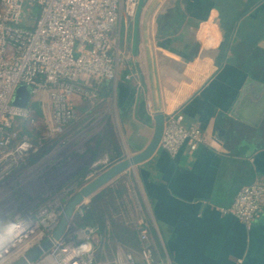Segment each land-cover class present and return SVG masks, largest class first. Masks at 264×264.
Wrapping results in <instances>:
<instances>
[{"label":"crops","instance_id":"0c3cea01","mask_svg":"<svg viewBox=\"0 0 264 264\" xmlns=\"http://www.w3.org/2000/svg\"><path fill=\"white\" fill-rule=\"evenodd\" d=\"M152 2L141 0L136 17L118 27L127 69L117 83L80 80L97 98H73L78 120L91 117L102 125L98 133L115 134L117 148L106 143L109 151L96 162L124 161L147 149L156 99L164 117L184 115L187 126L205 133L206 144L176 158L160 148L108 185L124 186L125 194L112 220L94 226L95 264H116L120 253L146 264L145 250L155 263L264 264V214L246 225L224 213L244 187L264 181V122L253 128L231 117L246 80L264 82V0H162L149 35L157 93L144 36ZM45 100L44 108L32 103L41 119L52 113ZM19 126L38 138L39 131ZM139 225L147 226V241Z\"/></svg>","mask_w":264,"mask_h":264},{"label":"built area","instance_id":"2783aa9c","mask_svg":"<svg viewBox=\"0 0 264 264\" xmlns=\"http://www.w3.org/2000/svg\"><path fill=\"white\" fill-rule=\"evenodd\" d=\"M140 4L141 0H0V264L17 263L50 238L80 183H90L107 171L109 160L92 162L84 178H71L52 197L39 201V197H30L22 180L23 175L32 177L42 161L31 164V157L64 137L78 120L73 98L91 102L97 98L92 86L82 85L80 80L117 83L121 71L127 69L120 35L113 40L112 34L124 20L136 17ZM131 78L126 76V80ZM22 86L31 93L26 108L13 102ZM45 98L52 113L44 120L32 103L40 101L44 108ZM149 114L154 120L152 109ZM20 122L39 131L38 138L22 134ZM204 144L205 133L198 126H187L184 115L165 117L160 148L171 158L184 148L194 153ZM224 213L246 225L262 216L264 181L244 187ZM77 214L83 217V208ZM136 229L142 241H147V226ZM96 233V228L76 226L70 219L63 236L40 264H95ZM143 255L146 264H170L155 263L147 250ZM116 264L137 261L131 253H120Z\"/></svg>","mask_w":264,"mask_h":264},{"label":"water","instance_id":"95a60500","mask_svg":"<svg viewBox=\"0 0 264 264\" xmlns=\"http://www.w3.org/2000/svg\"><path fill=\"white\" fill-rule=\"evenodd\" d=\"M162 0H153L146 13L144 22V36L146 38L147 50H148V61L150 68V75L152 78L153 89L157 93V81L155 77V68L151 49L149 47V35H150V23L153 15ZM157 96V94H156ZM31 100V93L25 87L22 86L17 90L14 97V104L21 107H28ZM231 117L235 120L249 125L253 128H259L264 122V82L248 78L242 88L241 94L232 110ZM165 127V117L162 113L161 107L158 100H155V111H154V135L151 143L145 151L141 154L121 161L109 168L102 175L97 177L92 182L88 183L83 189H81L69 202L66 210V216L61 219L58 228L55 233L48 239H46L40 246L29 252L24 258L20 259L15 264H36L41 260L44 255L53 247V245L63 236L68 221L72 219L76 210L90 199L100 189L114 181L120 175L124 174L128 170L137 167L149 159H151L155 153L160 149V143L162 140L163 132ZM86 226H84L85 228Z\"/></svg>","mask_w":264,"mask_h":264},{"label":"rangeland","instance_id":"374dc122","mask_svg":"<svg viewBox=\"0 0 264 264\" xmlns=\"http://www.w3.org/2000/svg\"><path fill=\"white\" fill-rule=\"evenodd\" d=\"M38 13L40 11L37 9L36 16ZM117 31L118 28L112 34L113 40L117 38ZM90 118L77 120L69 127L64 137L55 140L57 142L54 149L36 165L32 177L31 175L22 176V180L25 181L23 184L30 197H39L38 201L43 198L49 199L53 194L60 191L71 178L83 170L90 169L92 156L87 153L86 145L102 128L101 124L93 125V120L89 122ZM25 193L24 191V195ZM21 198L31 199L23 195ZM75 225L79 226L78 224ZM40 261L36 264H40Z\"/></svg>","mask_w":264,"mask_h":264},{"label":"trees","instance_id":"16d2710c","mask_svg":"<svg viewBox=\"0 0 264 264\" xmlns=\"http://www.w3.org/2000/svg\"><path fill=\"white\" fill-rule=\"evenodd\" d=\"M56 142L57 141H53L52 143H48L44 147H42L39 154L31 157V164L38 163L45 155L50 153L54 149ZM106 143H109V146L115 148H117L118 145L115 140V134L106 129L93 136L88 141L86 150L87 153L92 156V162L98 161L100 156L104 152L109 151V148L106 147ZM120 161V159L117 160V157H112L108 169L119 163ZM89 171L90 169L81 171L73 178V180L77 181L84 178L89 173ZM87 184L88 183L81 182L79 191L83 189ZM108 185H110V183ZM108 185L96 192L90 199H88V201H86L79 207L83 208L84 210L83 217H80L77 214V210L79 208L76 210L75 214L72 217V221L74 224L87 227H94L98 224L100 227L104 228L107 221H109V219L112 220L111 215L117 213L115 204L120 201L122 195L125 194V189L124 186L113 185L111 187ZM115 195H117V198H114Z\"/></svg>","mask_w":264,"mask_h":264}]
</instances>
